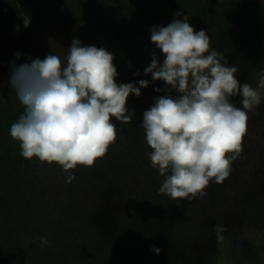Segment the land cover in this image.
<instances>
[{
    "label": "rangeland",
    "instance_id": "obj_1",
    "mask_svg": "<svg viewBox=\"0 0 264 264\" xmlns=\"http://www.w3.org/2000/svg\"><path fill=\"white\" fill-rule=\"evenodd\" d=\"M85 7L83 11L62 14L53 23L32 26L33 32L25 36L36 47L30 58L43 60L49 54H57L63 59L73 38L80 40L83 32L88 31L87 46L103 47L114 55L117 83L148 80L149 87L141 89L139 97L130 94L127 100V107L135 112L132 123L114 120L123 135L117 151L108 152L92 168L77 166L72 183H66L67 174L60 166L39 160L12 176L6 195L0 196V222L7 226L0 236V256L11 248L16 254H25L24 243L19 241L16 245L14 241L16 237H27L31 244H38L29 256L33 257V252L37 257L41 252L52 254L56 248V259L69 263L68 251L75 252L81 246L76 236L92 232L93 244H108L109 250L105 252L109 258L105 264H171L165 255L169 251L164 240L171 231L177 236L183 233L177 264H203L212 252L218 264H264V100L248 113L243 152L233 162L229 178L222 184L210 182L203 198L172 200L159 194L164 177L151 167V149L141 123L154 98L164 95L154 89L165 87L163 81H152L151 74L144 75V69L153 52L160 63L164 57L150 40L151 29L134 25L135 20H124L120 33L108 30L105 24L110 19L123 18L121 9L100 0ZM194 29L206 31L212 49L222 52L229 65L239 68L237 79L241 84L256 86L259 74L264 72V49L254 53L244 46L245 38L239 43L231 36L216 40L208 29ZM217 44H222L224 50L214 48ZM27 62L29 59H23V63ZM137 72L140 74L136 75ZM233 100L240 106L239 97ZM119 127H125L124 131ZM172 203H177V209L166 208ZM215 225L224 227L222 239L217 238ZM41 237H46L49 244L41 247ZM137 239L144 241L138 243L139 250L135 245ZM153 247L159 248L160 253L152 252ZM91 258L95 259L93 255Z\"/></svg>",
    "mask_w": 264,
    "mask_h": 264
},
{
    "label": "clouds",
    "instance_id": "obj_2",
    "mask_svg": "<svg viewBox=\"0 0 264 264\" xmlns=\"http://www.w3.org/2000/svg\"><path fill=\"white\" fill-rule=\"evenodd\" d=\"M21 19L27 28L30 17L24 13ZM150 40L164 59L160 63L153 52L144 75L165 87L154 89L164 95L144 111L141 127L151 167L164 177L159 194L172 200L203 198L210 182L222 184L229 178L243 152L248 113L264 100V72L255 87L241 84L239 68L212 49L210 36L196 31L184 12L175 13L167 26H152ZM67 49L63 59L49 54L13 67L9 84L24 110L9 132L22 157L57 164L70 184L77 166L94 167L116 142L114 120L132 123L135 112L127 100L130 94L139 97L149 81L117 83L114 55L103 47L82 46L73 38ZM213 230L223 238V226ZM40 242L41 247L49 244L46 237Z\"/></svg>",
    "mask_w": 264,
    "mask_h": 264
},
{
    "label": "trees",
    "instance_id": "obj_3",
    "mask_svg": "<svg viewBox=\"0 0 264 264\" xmlns=\"http://www.w3.org/2000/svg\"><path fill=\"white\" fill-rule=\"evenodd\" d=\"M95 0H0V196L6 195L7 187L11 184L12 176L17 175L20 169L37 161L38 158L26 159L20 155L18 142L10 136V126L23 113V105L20 103L15 91L9 84L11 71L14 66L23 63V59L27 60L31 57L32 52L36 51L33 47L31 38H25L26 33L33 32L32 26L40 27L42 24L53 23L62 14L66 15L73 11L86 10V5L92 4ZM105 3L109 2L117 9H121L123 18L110 19L105 26L111 33H120L121 27L125 22L136 23L144 28L151 29L154 25L167 26L175 18V13L184 12L189 17V23L193 27H202L210 31L211 36L216 40H222V37L231 36L240 42L245 40L248 48L254 51L264 49V0H222L214 3L212 0H100ZM222 2V3H221ZM26 13L30 17V24L24 28L21 15ZM119 14V12H118ZM182 19V17H180ZM123 19V20H122ZM124 20H126L124 22ZM36 24V25H34ZM19 25V31L16 26ZM80 38L82 46L90 44V39L86 35L88 31L83 32ZM220 50H224L222 44H217ZM245 46V47H246ZM247 51V49H246ZM22 55L17 58L16 53ZM124 131L125 127H119ZM123 135L119 134L116 142L108 149L109 153H115L119 147ZM107 152V153H108ZM14 181V180H13ZM177 203H172V210L177 209ZM170 210L171 212H173ZM69 212V209H67ZM174 213V212H173ZM72 215L77 216L74 212ZM1 216V212H0ZM74 218H77L75 217ZM174 215L169 214V217ZM163 217L160 218L162 221ZM0 221L2 218L0 217ZM171 219L167 220L170 225ZM0 222V236L4 233L3 229L7 228L6 224ZM5 223V222H4ZM167 224V225H168ZM168 232L165 236L166 256L168 263L177 264L180 262L181 239L182 234L174 235ZM179 233V232H178ZM92 232L80 233L76 236L81 246L77 251H68L67 257L70 258L69 263L56 259L54 253L41 252L38 254L43 258L40 263L36 253L33 257L29 256V252L38 249V244L33 241L29 242L27 237H16L14 241L17 245L19 241L24 243L25 254H16L13 249H9L6 254L0 256V264H95L96 262L106 263L109 258L108 244L101 242L93 244L91 239ZM18 236V235H17ZM23 236V235H22ZM157 235L153 238L155 239ZM34 237V236H33ZM32 237V238H33ZM135 242L137 250L141 249L140 242ZM102 245H104L102 247ZM144 245V244H142ZM75 246V245H74ZM77 247V246H76ZM106 249H103V248ZM17 247H15L16 249ZM51 249V248H50ZM73 249V247H72ZM107 251V252H105ZM38 252V251H35ZM74 254V257H73ZM168 254V255H167ZM91 255L95 259L91 258ZM21 256V257H20ZM37 257V258H36ZM57 258H60L59 256ZM61 259V258H60ZM203 264H218L217 256L212 252L208 255Z\"/></svg>",
    "mask_w": 264,
    "mask_h": 264
}]
</instances>
